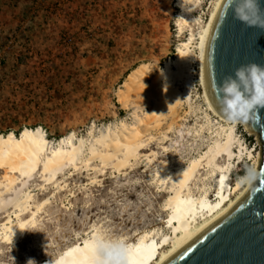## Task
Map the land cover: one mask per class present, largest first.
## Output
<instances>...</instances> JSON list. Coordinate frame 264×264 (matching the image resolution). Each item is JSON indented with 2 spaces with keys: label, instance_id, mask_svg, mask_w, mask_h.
<instances>
[{
  "label": "rangeland",
  "instance_id": "1",
  "mask_svg": "<svg viewBox=\"0 0 264 264\" xmlns=\"http://www.w3.org/2000/svg\"><path fill=\"white\" fill-rule=\"evenodd\" d=\"M216 1L198 0L190 16L178 8L179 0H0L2 135L13 132L20 137L26 128L41 127L58 145L71 134L90 140L109 125L131 123L134 113H146L148 107L123 109L116 92L140 65H149V77L155 78L184 42L190 43L194 79L192 98L183 99L180 118L168 132L148 136L154 138L143 151L149 156L139 157L134 165L118 171L94 160L97 170L86 165L77 171L67 168L59 188L36 173L29 185L34 203L49 202L19 244H8L0 236V264H12L11 257L15 264L57 258L83 243L94 228L127 242L148 232L171 234L165 206L172 194L169 181L217 139L214 127L202 130L208 105L198 49ZM183 18L191 27L180 31ZM237 135L247 151L256 157L263 153L259 135L250 136L242 125ZM247 151L232 160L230 186L253 167ZM165 164L167 181L162 183ZM201 173L206 178L203 187L216 200L214 178ZM197 184L194 193L201 195L204 188Z\"/></svg>",
  "mask_w": 264,
  "mask_h": 264
},
{
  "label": "bare ground",
  "instance_id": "2",
  "mask_svg": "<svg viewBox=\"0 0 264 264\" xmlns=\"http://www.w3.org/2000/svg\"><path fill=\"white\" fill-rule=\"evenodd\" d=\"M226 1L215 2L198 44L200 82L208 105L206 124L202 130L214 127L217 139L204 154L192 160L169 181L172 194L167 198L165 206L169 211L167 224L172 229L171 234L162 232L159 237L155 231L143 233L136 242H127L123 238L131 249V264L171 263L206 232L231 215L257 183L263 155L258 153L256 157L253 152L247 151L238 138L237 127L242 125L250 136H255L256 131L249 121L235 125L226 122L209 90V46ZM197 3L198 0H179L178 8L191 16ZM185 26L191 27L188 18L178 23L180 31ZM190 53V43L184 42L178 48L176 58L166 62L153 79L149 77L152 70L147 64L138 66L128 74L121 89L116 92L122 108L139 109L141 104L148 107L146 113H134L131 123L121 122L115 127L109 125L90 140L71 134L67 139H61L58 145L47 138L41 127L35 130L26 128L20 137L13 132L0 134V171H3L0 177V217L6 213L0 223V236L5 242L19 244L27 228L36 226L39 215L44 213L45 205L49 202L48 198L37 205L34 203L35 195L29 185L36 173L42 175L44 182L58 187L60 176L67 168L77 171L80 166L86 165L91 170H97L91 163L98 160L104 168L110 165L121 171L134 165L132 163L139 157L149 156L143 154L148 142L154 139L148 136L161 130L168 132L180 118L179 108L183 99L189 102L192 98L194 79ZM245 151L251 160L253 158V167L230 186V174L235 166L232 160L241 158ZM151 154L156 155L153 151ZM221 159L224 164L220 163ZM168 165L161 166L162 183L167 181L165 172ZM202 170L214 178L216 200H211L208 190L203 187L206 178L202 177ZM197 182L204 188H200L204 191L201 195L194 193L193 187L200 186ZM9 209L11 211L8 212ZM28 215L29 218L25 219ZM97 234L100 233L94 228L83 243L65 249L57 258H45L38 264H46L51 259L59 261V264H90L89 246Z\"/></svg>",
  "mask_w": 264,
  "mask_h": 264
},
{
  "label": "water",
  "instance_id": "3",
  "mask_svg": "<svg viewBox=\"0 0 264 264\" xmlns=\"http://www.w3.org/2000/svg\"><path fill=\"white\" fill-rule=\"evenodd\" d=\"M264 6V0H260ZM227 0L209 46L208 80L219 108L216 85L248 63L264 65V29L249 28L234 18ZM263 146L257 183L248 197L169 264H264V108L249 120Z\"/></svg>",
  "mask_w": 264,
  "mask_h": 264
},
{
  "label": "clouds",
  "instance_id": "4",
  "mask_svg": "<svg viewBox=\"0 0 264 264\" xmlns=\"http://www.w3.org/2000/svg\"><path fill=\"white\" fill-rule=\"evenodd\" d=\"M184 7V3L182 5ZM234 18L249 28L264 29V6L260 0H232ZM218 104L226 122H248L259 108H264V65L248 63L225 76L219 84ZM90 264H131V249L118 237L97 234L90 242ZM12 264H15L11 257ZM27 264H36L29 259ZM46 264H59L51 259Z\"/></svg>",
  "mask_w": 264,
  "mask_h": 264
}]
</instances>
